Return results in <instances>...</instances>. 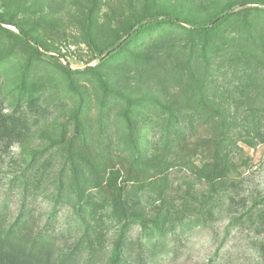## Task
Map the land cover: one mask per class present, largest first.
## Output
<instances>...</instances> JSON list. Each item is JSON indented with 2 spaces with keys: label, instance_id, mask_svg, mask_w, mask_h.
<instances>
[{
  "label": "rangeland",
  "instance_id": "1",
  "mask_svg": "<svg viewBox=\"0 0 264 264\" xmlns=\"http://www.w3.org/2000/svg\"><path fill=\"white\" fill-rule=\"evenodd\" d=\"M225 11L230 21L208 36L164 23L120 48L132 26L155 15L212 27ZM255 51L258 65L242 66ZM182 54L204 56L212 67L209 113L197 116L233 121L235 143L222 155L221 178L174 167L127 186L123 198L135 220L110 189L87 200L79 215L80 201L94 193L86 179L94 184L104 166L117 169L126 158L127 104L138 132L151 133L150 145L141 138L150 159L163 150L164 108L190 114L182 110L191 86L178 76ZM64 68L94 69L72 75ZM25 94L39 104L29 107ZM257 115L264 116V0H0V264H113L118 251L120 264H264V120L256 129ZM203 124L176 126L171 135L198 146L191 159L199 165L208 160L200 140L216 134ZM256 133L263 141L254 146L238 141ZM77 150L95 160V176L82 166L76 180L70 152ZM27 182L32 192L23 201ZM60 182L65 191L58 194ZM115 183L122 186L120 178Z\"/></svg>",
  "mask_w": 264,
  "mask_h": 264
},
{
  "label": "trees",
  "instance_id": "2",
  "mask_svg": "<svg viewBox=\"0 0 264 264\" xmlns=\"http://www.w3.org/2000/svg\"><path fill=\"white\" fill-rule=\"evenodd\" d=\"M247 5V4H244ZM234 6L230 7L231 10H233ZM248 8L246 11H249ZM232 14H227L226 11L221 13L220 15H217L214 20L211 21L212 27H209L208 24L205 25H196L193 24L191 21L187 19H183L180 17H173V16H167V15H155L154 20H151L147 25H143V23L136 24L131 27L130 32H132V35L130 34L127 39L124 41V43H121V41H117L113 46L120 45V48L127 49V46H130L132 44V39L140 34H143L145 32L150 31L152 28L159 26L161 24H170L175 26H184L186 29L193 33L200 36H208L209 33L214 32L218 27L222 26L223 24H227L230 20ZM161 17H163V20H159ZM7 23V22H5ZM18 30L21 36V39L26 44H29L30 38L25 33V31L18 27ZM221 41V40H219ZM35 51H38L36 48H34ZM195 54V52H193ZM183 55L182 62L185 63L184 66L180 68V72L178 73V76L182 79L186 78L190 81V91L189 96L184 104V108L182 110L189 111V115L182 116L181 113L175 114L173 113V110L165 107L164 113L165 116L160 121L161 126V132L159 133V139L158 144H160L163 147V150L160 151V154L153 157V159H150L149 156H147L146 153H143L141 150V144L144 140H141V138L145 137L146 140H148V144H151V133L147 134H140V127L136 129V125L133 124L132 120V113H133V105L127 104V108L124 109V112H122L121 119L123 120V123L126 128V137L125 141L128 145L126 153V158L119 164V167L115 169L112 166V163L108 164L109 166L103 167V175L99 178L96 176L94 179V184H90L91 179L88 177L86 179V182L88 183V187H90V191H93L94 193H90V195L86 198V200H81L77 212L79 215H83L86 212L85 204L87 203V200L93 199L96 196H98L100 191H107V190H117L118 197L120 204L124 206V212L126 214V217L128 220H135L134 218H129V214L131 213V202L127 200V198H123L124 195L127 194V191L125 189L128 185H135V184H143L145 182H152L153 180H157L159 178H162L169 174V172L174 167L183 168L186 171L198 175L199 177H202L204 179H207L209 181H213L216 179L221 178V172L219 171L220 162L222 161V155L227 150L230 151L231 147L234 146L235 140L229 135L230 130V124L233 123V121H228L226 119H219L213 116H208L206 119L203 120L202 117L197 116V113L200 112L203 114L205 111L209 113V107L206 106L208 104L206 100H208V93L209 90L212 89V82L210 81V77L212 76V67L208 64L206 58L204 56H197L194 58V56H186ZM247 59V57H245ZM250 61L240 60V63H242V66H252L256 67L258 63L261 61L262 58H259V56L256 55V51L251 55ZM146 62L145 66H150L151 59L148 58L144 60ZM228 61L230 64L235 65L234 58L229 56ZM168 62L165 61V65H167ZM239 64V62H238ZM200 68H203V72H200ZM65 71L68 74L72 75H83L84 73L92 71L94 68H86L85 70H67L64 68ZM256 69V68H254ZM197 72L198 75L191 72ZM190 74V75H189ZM23 89H26L25 84V78L22 81ZM22 97V100L26 101V104L30 106H34L39 104L40 99L34 97L33 94H25ZM167 109V110H166ZM258 114L260 112H263L261 108H259ZM182 116V117H181ZM196 121H201V123H204L203 125H206L208 129H211L216 134L212 137H210L207 140H200L201 144H205V153L207 155V162L199 165L191 158L194 157L195 154L198 152H195V150L198 148L197 145H191V142H189L188 138H184L182 140H176V138L171 137L172 130L174 127H178L182 124H192ZM264 120V116H256V118L253 116L251 119V122L253 126L257 129L259 126H261ZM262 123V124H261ZM139 131V132H138ZM79 135V134H78ZM263 136L261 134L256 133L253 138L248 140H241L244 138H241L238 141H244V143L254 146L256 145L254 141H263ZM183 143V144H182ZM185 148V150L183 149ZM176 151L175 156L171 159L170 155L173 151ZM195 152V153H194ZM71 157L74 159V163L77 164L78 171H77V177L76 180L80 178V169L79 167H84L88 169L87 175H93V163L92 161H95L93 158H91L88 151L83 152L80 150H77L75 153L70 152ZM121 165V166H120ZM98 167V165L96 166ZM106 172L110 173L109 179L106 181L107 187H104V178L106 175ZM121 179L120 185L121 187L116 186L117 179ZM90 182V183H89ZM31 183H25L24 184V190H23V201L27 200L31 196V188L29 187ZM106 188V189H105ZM115 188V189H111ZM65 191L64 184L60 182L59 186L56 188V193H63ZM81 192V191H80ZM78 196H81V193L78 191L76 192ZM26 204H24V207ZM88 229V228H87ZM160 229V227L158 228ZM124 257L119 253V251L116 253V256H114V263L113 264H120L123 261Z\"/></svg>",
  "mask_w": 264,
  "mask_h": 264
},
{
  "label": "water",
  "instance_id": "3",
  "mask_svg": "<svg viewBox=\"0 0 264 264\" xmlns=\"http://www.w3.org/2000/svg\"><path fill=\"white\" fill-rule=\"evenodd\" d=\"M129 35H130V34H129ZM118 46H119V45H117L116 47H118ZM110 52H111V51H107L104 55L107 56V55L110 54ZM100 60H101V58H100Z\"/></svg>",
  "mask_w": 264,
  "mask_h": 264
}]
</instances>
